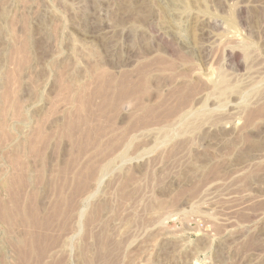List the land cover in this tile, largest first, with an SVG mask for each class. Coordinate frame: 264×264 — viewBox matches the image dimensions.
Wrapping results in <instances>:
<instances>
[{
    "label": "rangeland",
    "instance_id": "obj_1",
    "mask_svg": "<svg viewBox=\"0 0 264 264\" xmlns=\"http://www.w3.org/2000/svg\"><path fill=\"white\" fill-rule=\"evenodd\" d=\"M0 264H264V0H0Z\"/></svg>",
    "mask_w": 264,
    "mask_h": 264
}]
</instances>
